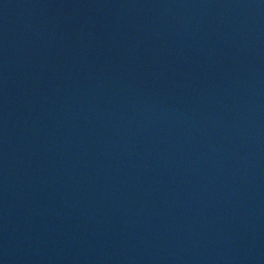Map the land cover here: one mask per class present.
<instances>
[{
	"label": "water",
	"instance_id": "1",
	"mask_svg": "<svg viewBox=\"0 0 264 264\" xmlns=\"http://www.w3.org/2000/svg\"><path fill=\"white\" fill-rule=\"evenodd\" d=\"M0 264H264V0H0Z\"/></svg>",
	"mask_w": 264,
	"mask_h": 264
}]
</instances>
